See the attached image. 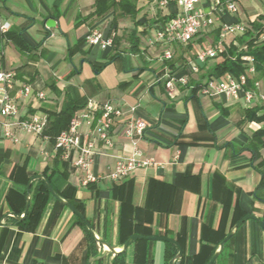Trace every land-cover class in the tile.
Instances as JSON below:
<instances>
[{
	"label": "crops",
	"instance_id": "obj_1",
	"mask_svg": "<svg viewBox=\"0 0 264 264\" xmlns=\"http://www.w3.org/2000/svg\"><path fill=\"white\" fill-rule=\"evenodd\" d=\"M233 1L236 11H224L214 27L189 44H173V59L162 61L164 45H149L148 39L158 21L178 10L176 0L165 5L136 0L139 11L134 17L120 9L92 15L95 0H0V23L10 22V29L20 31L33 46L20 50L0 32L4 66L16 74L12 96L19 116H53L68 100L80 106L77 111L90 99L111 102L123 110L109 126L112 145L99 138L96 123L83 121L79 127L82 138L95 144L92 169L105 175L135 147L143 157L161 163L137 168L119 181L105 177L83 185L82 171L72 162L76 149L71 159L65 158L48 135L21 132L11 124L19 136L13 142L0 125V264H107L106 257L98 259L106 247L88 238L78 215L52 193L33 228L14 223L10 213L20 206L29 178L38 175L49 177L62 198L80 204L94 234L115 249L123 245L122 232L129 235L137 225L149 236L178 241L181 264H204L237 217L249 213L264 218L260 159L248 148L261 122L246 120L249 107L241 99L204 95L185 85L169 91L165 85V67L182 75L183 64L218 39L222 22L240 21L250 27L264 13V0ZM199 5L208 9L205 0ZM50 17L57 20L54 27L46 25ZM94 26L114 35L110 47L85 41ZM133 34L139 37V48L133 46ZM237 36H228L224 49L231 44L245 49ZM222 58L208 59L190 79H208ZM252 76L264 89V72L256 70ZM24 83L32 84L28 95L17 92ZM38 90L45 92L44 99L37 96ZM137 118L147 123L144 133L128 135L127 128ZM41 179L32 181L31 202ZM177 252L164 240L137 239L117 264H169ZM213 264H264V229L256 220H246Z\"/></svg>",
	"mask_w": 264,
	"mask_h": 264
},
{
	"label": "built area",
	"instance_id": "obj_2",
	"mask_svg": "<svg viewBox=\"0 0 264 264\" xmlns=\"http://www.w3.org/2000/svg\"><path fill=\"white\" fill-rule=\"evenodd\" d=\"M168 1L160 0V5H165ZM205 1L208 9L203 5H199L202 4V0H176L178 10L168 19L158 21L154 25V35L151 39H148V44L161 43L164 45L159 56L162 61L173 59V44H189L196 35L214 27L224 11L237 10L236 3L233 0ZM10 27L11 24L8 21L0 23V32L5 33ZM247 28L248 25L240 21L232 23L222 22L219 26L218 39L210 47L199 51L194 58L186 61L183 64L185 72L182 75H178L169 66L165 67L164 74L167 89L173 91L178 85H185L194 89L196 86L191 83L190 74L198 72L202 64L206 63L208 59L217 58L224 50L228 36L243 34ZM261 38L264 40V32ZM85 41L89 45L106 49L114 43V35H110L101 28L94 26L87 32ZM244 59L247 62V68L239 77L231 74L211 77L202 81L197 91L209 96L223 94L229 99H241L245 107H253L259 103H264V89L261 88V82L252 76L256 72L254 57L244 55ZM250 79H253V85L251 86L249 85ZM15 86V71L4 66L2 55L0 54V125L4 128V137L13 142L19 140L16 130L42 134L49 121L48 114L44 113H33L24 117L19 116L18 104L12 96ZM31 90L32 84L24 83L18 88L17 92L22 95H28ZM37 96L44 99L46 94L44 91L38 90ZM131 109L135 110V106ZM122 114L123 110L111 102L99 103L90 99L83 110L74 113L69 127L61 131L56 137V145L62 149L65 158L71 159L72 151L74 149L77 150V155L72 159V162L82 171L81 182L83 185H88L105 177L112 181H119L128 177L137 168L161 164L151 157H143L142 151L135 147L130 156L118 159L114 167L105 175L96 173L92 169L95 144L93 140L82 138L79 133L80 125L83 121L89 125L96 123L99 129V138L110 146L112 145V139L109 134V126L115 118ZM9 118L11 122L6 121ZM11 124L16 127V130L10 128ZM146 127L147 123L143 119L137 118L131 121L126 133L132 135L135 132L142 135Z\"/></svg>",
	"mask_w": 264,
	"mask_h": 264
},
{
	"label": "trees",
	"instance_id": "obj_3",
	"mask_svg": "<svg viewBox=\"0 0 264 264\" xmlns=\"http://www.w3.org/2000/svg\"><path fill=\"white\" fill-rule=\"evenodd\" d=\"M112 9H120L123 13L131 15L133 17L139 11V9L137 8L136 0H95V10L92 13V15L102 16ZM263 32H264V13L260 14L256 20L251 22V26L247 28L245 33L237 36V40L239 44L246 45V48L242 49L239 48L238 46L231 44L229 47L224 49L219 54L223 56L222 60L213 66V68L211 69L208 75V78L221 77L226 73L231 74L235 77H239L241 74H243L246 71L247 68V62L244 59V55L253 56L256 70L259 72H264V40L261 38ZM1 34L5 38L12 40L20 50L31 49L33 47L23 38L20 31L9 29L7 32ZM218 35H219V29H218ZM131 40L133 46L139 48V42H140L139 37L133 34ZM114 57L115 56H113L112 59H114ZM109 61L103 62L98 65L99 67H104L105 65H107V63H109ZM94 66H96V64H94ZM171 66H174V64L171 63ZM201 81L202 80L196 81L194 79H191V83L195 84L196 86L193 89L194 91H197V88L200 86ZM249 85L250 86L253 85V79L249 80ZM79 107L80 106L78 104H75L71 100L66 101L63 108L59 112L55 113L53 116H49L48 124L42 134L48 135L50 138L56 140L58 134L69 127L70 121ZM263 107L264 105L257 104L256 106L246 108V120L257 121V122H261L262 124L259 128H257L253 132L251 140L248 145V148L252 151L254 158L260 159L259 166L262 169L259 168V166L258 169H260L263 175L262 183H264V170H263L264 169V111H262ZM46 179H49V177H47ZM46 179L44 178L41 179L40 183L36 186V193L33 198L34 200L31 202L29 206L26 217L20 223H17V220L13 217L14 223H17L20 226H25L27 228L34 227L35 223L38 221L41 215L42 209L46 205L48 198L51 195V190L46 182ZM29 181L30 178L27 181L26 188L28 186ZM21 198L22 201L20 206L17 207L14 206L15 208L13 212L16 215H21L24 211L27 202L26 190L23 193H21ZM67 201H69L81 212H83L81 205L75 202L72 198H70L69 200L67 199ZM245 215L246 214H243L237 217L234 220L233 225H235ZM77 218L78 221L82 224L86 232V236L90 239L96 240L91 230L88 229V227L85 225L84 221L79 216H77ZM137 227L139 226L136 225L135 229L129 235H123L122 232V238H121L122 244H124L133 235H137V234L144 236L150 235L143 232L141 229H138ZM225 236L226 234H224L217 243V245L212 248L211 254L207 257L204 264H206L210 260V258L212 257V255L218 248L220 242L224 239ZM140 239L142 240L144 238H140ZM227 242L228 241L225 242V245ZM124 253L125 250L114 255V257L112 258V264H117V261L124 255Z\"/></svg>",
	"mask_w": 264,
	"mask_h": 264
},
{
	"label": "water",
	"instance_id": "obj_4",
	"mask_svg": "<svg viewBox=\"0 0 264 264\" xmlns=\"http://www.w3.org/2000/svg\"><path fill=\"white\" fill-rule=\"evenodd\" d=\"M57 20L54 19L53 17H50L46 20V25L48 27H54L56 25ZM37 178H44L46 179L44 176L42 175H38V176H34L31 178V180L29 181V184L27 186V202H26V206L24 208L23 214L22 215H16L14 212H11L10 215H12L18 222L22 221L28 212L30 203H31V196H30V188L32 185V181L34 179ZM47 184L49 185V188L51 190V193L53 194L54 197H56L58 200L64 202L65 204H67L85 223V225L88 227V229L91 230V232L93 233L94 237L96 238V240H98L99 243L103 244L105 250H103V252L99 255L98 259H102L104 257H106V261L107 264H112V257L114 255H116L119 252H122L124 250H126V248L135 240L140 239V238H146V239H151V240H164L167 241L173 245H175L178 249L177 254L170 260L169 264H181V257H182V247L180 245V243L176 240H174L173 238L169 237V236H161V235H152V236H144V235H133L131 236L123 245L122 247L117 250L114 247H112L111 245H109L104 239L99 238L98 236H96L94 234V231L92 230L88 220L84 217V215L82 214V212L76 208L73 204H71L69 201L65 200L64 198H62L53 188L52 185L50 183V180L46 179ZM248 219H254L256 220L260 226L264 229V218H260L259 216H257L256 214H246L245 216H243L232 228V230L224 237V239L220 242L218 248L216 249V251L214 252V254L212 255V257L210 258V260L206 263V264H213L216 259L218 258V256L223 252L224 247H225V242L228 241L236 232V230ZM2 222H0L1 224ZM87 264H90V261H88Z\"/></svg>",
	"mask_w": 264,
	"mask_h": 264
},
{
	"label": "rangeland",
	"instance_id": "obj_5",
	"mask_svg": "<svg viewBox=\"0 0 264 264\" xmlns=\"http://www.w3.org/2000/svg\"><path fill=\"white\" fill-rule=\"evenodd\" d=\"M115 18H117V16Z\"/></svg>",
	"mask_w": 264,
	"mask_h": 264
}]
</instances>
